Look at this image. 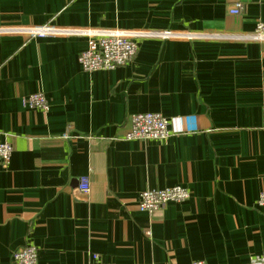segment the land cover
<instances>
[{"label":"crops","instance_id":"1","mask_svg":"<svg viewBox=\"0 0 264 264\" xmlns=\"http://www.w3.org/2000/svg\"><path fill=\"white\" fill-rule=\"evenodd\" d=\"M242 3L241 12L231 8ZM264 0H0V264L33 244L39 264H250L264 254ZM200 32L144 39L126 66L86 72L88 37L26 30ZM44 93L49 110L25 99ZM166 140L125 139L134 113ZM91 180L88 196L79 179ZM192 197L150 214L148 188Z\"/></svg>","mask_w":264,"mask_h":264},{"label":"built area","instance_id":"2","mask_svg":"<svg viewBox=\"0 0 264 264\" xmlns=\"http://www.w3.org/2000/svg\"><path fill=\"white\" fill-rule=\"evenodd\" d=\"M243 7L242 3H236L230 10L239 13ZM32 36H45L50 34L82 35L88 37L87 47L80 53L79 62L86 72L96 70H110L126 66L134 60L140 43L144 39H168L186 37L193 40L203 37L200 32H174L171 30L153 29H121V28H51L41 27L39 29L26 30ZM244 40H257L264 42V22L259 21L255 29L249 34L241 36ZM30 108L48 111L49 101L42 92L35 93L25 99ZM264 119V118H263ZM131 127L125 135V139H160L166 140L172 135L171 122L167 116L158 112L134 113L130 116ZM262 127L264 128V122ZM13 145L10 142H0V164L9 167ZM91 190V180L87 175L81 176L78 191L86 196ZM192 197V192L185 186H169L165 188H148L141 192L138 202L139 210L153 214L166 207L169 202L182 203ZM257 205L264 208V190L257 199ZM13 264H39V251L33 244L18 247L13 253ZM89 264H117L106 262L100 253L90 255ZM153 264V263H150ZM192 264H208L205 260H194ZM250 264H264V254L255 255Z\"/></svg>","mask_w":264,"mask_h":264}]
</instances>
